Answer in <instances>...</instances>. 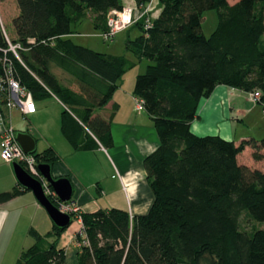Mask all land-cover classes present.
Wrapping results in <instances>:
<instances>
[{"label": "trees", "instance_id": "16d2710c", "mask_svg": "<svg viewBox=\"0 0 264 264\" xmlns=\"http://www.w3.org/2000/svg\"><path fill=\"white\" fill-rule=\"evenodd\" d=\"M15 1L16 39L0 17V84L9 76L34 101L55 96L63 105L62 134L75 150L114 147L117 108L109 118L96 111L125 73L143 58L150 61L136 77L134 97L159 139L144 159L153 202L142 215L116 207L80 212L85 238L78 264H264V228L252 224L264 222V168L239 161L248 146L254 160H264V139L236 144L191 130L200 101L218 85L258 91L257 103L264 106V0H159L160 12L135 22L141 33L126 42L134 59L70 37L73 25L88 17L105 31L108 13L123 9L122 0ZM151 1L135 0L139 7ZM209 9L219 20L206 36L202 21ZM33 155L51 166L59 158L52 147ZM27 190L18 183L0 193V202ZM65 229L54 223L46 233L31 228L34 242L17 264H66L58 244Z\"/></svg>", "mask_w": 264, "mask_h": 264}, {"label": "crops", "instance_id": "0c3cea01", "mask_svg": "<svg viewBox=\"0 0 264 264\" xmlns=\"http://www.w3.org/2000/svg\"><path fill=\"white\" fill-rule=\"evenodd\" d=\"M131 1L132 0H122V3L124 7L132 8L131 5L127 6L124 4L125 2L131 3ZM230 1L234 3L237 0ZM135 5L137 7L136 2ZM159 7L160 5L157 7L155 15L160 12ZM152 13L151 9L149 15L155 16ZM88 20L94 25L91 17H89ZM84 23L85 21H82L79 27H83ZM134 26L135 24L124 31ZM81 36V32L76 31V29H74V33L70 35L73 40ZM127 73H125L124 76ZM137 75H139V73ZM137 75L134 77L133 87L127 90L128 93L126 91L127 95H116V90L124 84L123 76L121 78L122 80L119 82V87L114 91L108 104L96 111V114L104 118H109L113 109L115 107L117 108L112 117L111 125L115 143L113 148L106 149L100 145V147L93 150H75L65 138L68 144L62 142L61 147L45 139V143L43 142L45 146L40 149V151H43L48 147H52L59 155L58 160L52 166V174L56 178L67 177L71 180L73 185L72 201L78 205L80 212H95L101 208H108L111 206L106 205L102 201L101 196L105 190L104 186L101 187L99 182L96 183L94 181L86 183L82 178L87 167L86 160L92 157L91 153L106 155L115 169L119 171L121 175L123 174L122 172H124L127 178L128 174L132 173L134 169L136 172L141 171V173H144L145 177L142 175L139 184L135 185L134 181H129L130 187L132 188V197L128 194L129 209L132 213H134L133 210L136 206L143 204V193H147L144 159L158 147L159 139L147 112L143 114V112L135 108L134 86ZM244 100H249L247 92L226 85H218L209 97L202 98L200 101L197 111L198 116L191 124L192 132L199 136L219 135L226 140L234 141L236 144L248 139H264V114L261 111V109H264V106L261 104L251 107V109H253L251 112L257 114V116L252 114L254 122L259 123L256 128L249 129L246 132L238 131V128L234 130L233 121L235 119L245 121L242 116H237V118L233 116V112L236 110H238L237 115L246 113L244 109H242V101ZM29 115H33V113ZM258 116L260 118H258ZM3 129L4 125L0 123V134ZM16 132L18 133L19 131ZM25 133L34 137L30 131H25ZM34 139L36 140L37 151L38 140L36 137H34ZM253 152V148L250 146L246 147L239 155V161L253 167L264 168V160H254L252 156ZM262 153L264 154V149ZM130 167H132V170ZM121 182L123 188L127 189L125 183L127 182L126 177L121 178ZM17 184L18 179L13 164L3 160L0 155V193L10 191ZM150 195L147 196L150 197ZM152 202L153 194L151 195L149 208ZM40 207L42 206L37 201L33 192L29 189L12 199L0 202V264H17L22 251L31 246L34 242L30 234L31 228L36 229L40 233H46L52 228L53 221L49 216L43 214ZM81 227L82 222L77 217H72L70 225L59 238V247L64 248L66 251V264H69L71 257L75 258L78 264L77 252L85 238V235L80 232ZM78 236H80L82 240H78ZM72 248L74 251L71 252Z\"/></svg>", "mask_w": 264, "mask_h": 264}, {"label": "rangeland", "instance_id": "374dc122", "mask_svg": "<svg viewBox=\"0 0 264 264\" xmlns=\"http://www.w3.org/2000/svg\"><path fill=\"white\" fill-rule=\"evenodd\" d=\"M124 4L127 6L131 5L132 8L136 7L134 0H132L131 3L125 2ZM158 5L159 0H153L151 5L153 15H155ZM17 13L18 9L15 0L0 1V17L7 33L13 40L16 39L13 18L17 15ZM88 19L89 17L84 20L85 23L83 27H79L81 23L73 25V28L76 29V31L81 32L82 34L81 37L74 38V41L76 43L84 45L86 47H90L99 52L109 54L112 53L116 55L125 54L127 57L134 59L133 54L126 48V42L129 39H134L137 35L141 33L139 27L134 26L127 31H123L122 33L117 34L114 40L105 41L100 36L102 31L96 29L94 25L89 22ZM218 20V11L216 9H209L204 12L202 29L206 36H210L211 33L215 30L218 25ZM149 63L150 61L146 58H143L142 60L138 61L137 65L130 69L129 72L123 77L124 84L116 90L115 94H122L123 96L127 95L126 91L132 88L134 85V77L138 73L140 74L145 72L146 67ZM35 103L36 111L33 113V115H28L27 118L25 115L21 114L19 110L13 109V129L19 132L30 131V133H32L34 137H36L38 140V152H41L40 149L45 146V139L49 140V142L53 143L54 145H58L59 147H61L62 142L68 144L66 143L67 141L65 140V137L61 131V115L63 105L53 95L41 100H37L35 101ZM242 103V109H244L246 113L237 115L238 110L235 109L236 111L233 112V116L236 118L237 116H242L245 121H239L235 119L233 121V126L234 130L238 128V131L246 132L249 129L256 128L259 125L258 122H254V120L252 119V114L256 116L257 114L251 112L253 110L251 109V107L253 105L257 106L258 103L253 102L251 99L244 100L242 101ZM261 111L264 114V109H261ZM140 112L146 114L145 110H141ZM258 118L260 117L258 116ZM91 154L92 157L86 160L87 167L86 171L82 175V178L86 183H91L94 181L96 183L99 182L101 187L104 186L105 190L103 195L101 196L102 201L106 205H111L110 207L126 209L131 215H142L145 214V212L147 213L149 211V204L151 203V195L153 194H151L152 191L147 180V193H143V204L136 206L133 210L134 213H132L129 209L128 203V194L130 197H132V188L130 187L129 181H134L135 185L139 184L142 175L145 177V174L141 173V171H139L140 169L138 170L139 172H136V170L134 169L132 173L128 174L127 178L124 172H122V176L119 171L115 169L113 164H111L110 159L106 155L94 153ZM130 169L132 170V167H130ZM124 177H126L127 179V182H125L127 185V189L123 188V184L121 182V178ZM147 195H150V197H148ZM40 208L43 214H45V216H49L47 211L43 207ZM242 224L246 228L250 229L251 227V224L249 222H246V219H243ZM252 224L255 226L256 229L264 228V222L252 221ZM72 251H74L73 248L71 249V252ZM69 264H77L76 259L71 257V259L69 260Z\"/></svg>", "mask_w": 264, "mask_h": 264}, {"label": "built area", "instance_id": "2783aa9c", "mask_svg": "<svg viewBox=\"0 0 264 264\" xmlns=\"http://www.w3.org/2000/svg\"><path fill=\"white\" fill-rule=\"evenodd\" d=\"M152 2L136 8L124 7L121 10H111L107 15V29L100 36L105 41H112L120 32L128 29L138 20L148 16ZM146 27L151 26V21L146 19ZM14 49V47H13ZM248 98L257 103L260 97L258 91L247 92ZM135 108L138 111L144 109L143 102L138 97H134ZM17 109L21 114L27 116L36 111V103L28 90L20 83L7 76V80L0 84V123L4 129L0 134V155L1 158L10 163L20 164L34 178L38 179L45 190V193L54 199V204L62 213L75 214L81 222L80 208L73 201H61L54 190L49 186L48 181L42 176L38 169V163L33 154L26 153L17 141V132L12 126V111ZM80 232H83V225ZM85 235V234H84Z\"/></svg>", "mask_w": 264, "mask_h": 264}, {"label": "water", "instance_id": "95a60500", "mask_svg": "<svg viewBox=\"0 0 264 264\" xmlns=\"http://www.w3.org/2000/svg\"><path fill=\"white\" fill-rule=\"evenodd\" d=\"M17 141L26 153L33 154L36 151V140L30 134L18 132ZM13 168L18 183L25 189H29L33 192L37 201L47 211L53 223L59 228H67L72 220L71 215L59 211L54 202L45 193L42 183L25 171L20 164L13 163ZM38 169L61 201L71 200L73 195V185L69 178L54 177L52 174V166L50 164L40 163L38 164Z\"/></svg>", "mask_w": 264, "mask_h": 264}]
</instances>
